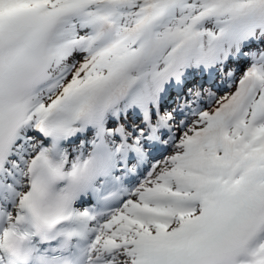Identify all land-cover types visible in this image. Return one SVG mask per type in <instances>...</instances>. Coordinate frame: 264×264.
<instances>
[{"label": "snow or ice", "instance_id": "obj_1", "mask_svg": "<svg viewBox=\"0 0 264 264\" xmlns=\"http://www.w3.org/2000/svg\"><path fill=\"white\" fill-rule=\"evenodd\" d=\"M0 264H264V0H0Z\"/></svg>", "mask_w": 264, "mask_h": 264}]
</instances>
